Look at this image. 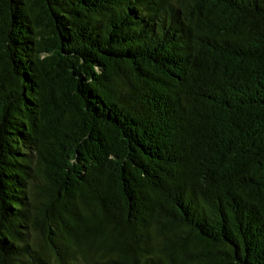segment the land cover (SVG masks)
Returning a JSON list of instances; mask_svg holds the SVG:
<instances>
[{"label": "trees", "instance_id": "1", "mask_svg": "<svg viewBox=\"0 0 264 264\" xmlns=\"http://www.w3.org/2000/svg\"><path fill=\"white\" fill-rule=\"evenodd\" d=\"M0 264H264V0H0Z\"/></svg>", "mask_w": 264, "mask_h": 264}]
</instances>
